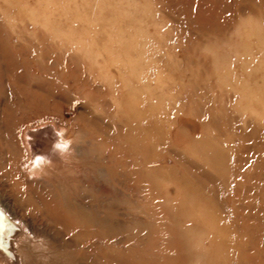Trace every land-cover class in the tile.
I'll return each instance as SVG.
<instances>
[{
	"label": "rangeland",
	"instance_id": "1",
	"mask_svg": "<svg viewBox=\"0 0 264 264\" xmlns=\"http://www.w3.org/2000/svg\"><path fill=\"white\" fill-rule=\"evenodd\" d=\"M0 213V264H264V0H0Z\"/></svg>",
	"mask_w": 264,
	"mask_h": 264
},
{
	"label": "bare ground",
	"instance_id": "2",
	"mask_svg": "<svg viewBox=\"0 0 264 264\" xmlns=\"http://www.w3.org/2000/svg\"><path fill=\"white\" fill-rule=\"evenodd\" d=\"M48 136V135H47ZM47 140H44L43 143H41L40 145L38 144L37 146H35L32 149L33 152V156L35 157L34 160V164H35V168H32V173H36L39 172L41 166L43 165H53L54 167H59L60 166V162L59 160H72L73 158H78L79 154L81 153V149L79 150V148H77L76 146H73L72 144H70L69 142H56L52 141L51 139L48 137L46 138ZM54 143V144H53ZM53 144V145H51ZM57 160V161H56ZM68 169V168H67ZM66 169V170H67ZM30 171V170H29ZM31 173V172H30ZM82 175V174H81ZM4 202V201H3ZM4 205V204H3ZM7 206V205H5ZM6 208V207H5ZM8 209V208H7ZM2 210V209H1ZM5 210V209H4ZM6 211V210H5ZM7 212V211H6ZM13 215V214H12ZM7 216V215H6ZM15 217V216H14ZM11 220V219H10ZM9 222V220H7L5 217H2V215H0V239L2 237L3 231L5 232V235H7V233L12 234V232L15 230L14 225L9 226L8 228L6 227V223ZM21 222L24 223L25 226H28L27 222L23 221V219L21 220ZM30 222V221H29ZM15 224V223H14ZM24 226V227H25ZM22 227V226H21ZM8 229V232L7 230ZM27 229V228H26ZM11 231V232H9ZM18 232V231H17ZM16 233V232H15ZM14 233V234H15ZM17 234V233H16ZM29 238V237H28ZM9 239V238H8ZM12 240V239H10ZM22 241L27 240V237H24L23 239H21ZM17 241V240H16ZM9 242V241H8ZM7 242V244H8ZM15 242V241H14ZM5 243V242H4ZM1 243L0 248H2V246H4L5 244ZM21 243V242H20ZM20 243L16 244V243H12V247H8L11 251L14 248V253H16L18 255V258L21 259L20 256V251H21V246ZM26 243V242H25ZM9 246V244H8ZM4 251H8L4 250ZM16 251V252H15ZM12 252V253H13ZM6 254V252H5ZM10 256V254H9ZM19 259V260H20ZM21 261V260H20Z\"/></svg>",
	"mask_w": 264,
	"mask_h": 264
},
{
	"label": "water",
	"instance_id": "3",
	"mask_svg": "<svg viewBox=\"0 0 264 264\" xmlns=\"http://www.w3.org/2000/svg\"><path fill=\"white\" fill-rule=\"evenodd\" d=\"M1 214V213H0ZM5 236L6 235H4V239H0V246H1V243H4L5 245L4 246H2V248H0L1 250H7V247H8V245H7V240H6V238H5ZM8 252V251H7Z\"/></svg>",
	"mask_w": 264,
	"mask_h": 264
}]
</instances>
